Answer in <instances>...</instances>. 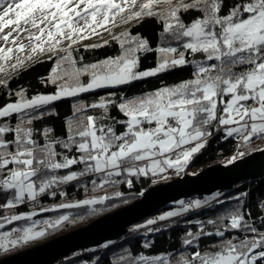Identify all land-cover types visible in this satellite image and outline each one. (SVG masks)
I'll return each instance as SVG.
<instances>
[{"label": "snow or ice", "instance_id": "6c2138e0", "mask_svg": "<svg viewBox=\"0 0 264 264\" xmlns=\"http://www.w3.org/2000/svg\"><path fill=\"white\" fill-rule=\"evenodd\" d=\"M224 2L146 0L140 3L139 10L123 17L121 23L156 17L163 22V31L161 44L154 49L157 55L155 67L139 71L138 54L153 49L149 48L146 40L128 31L112 37L121 49L115 57L83 64L74 59L69 50L80 39L88 38L82 35L88 30L99 34L97 27L103 28L109 23L117 26L116 17L135 8L137 0H0V31L10 25H16L18 29L21 22L24 25L30 23L33 28L39 29L40 35L29 39L42 41L45 30L37 23L39 16L41 23L48 22L54 29L47 32L48 40L59 36L69 41L67 49H59L64 55L56 57V66L46 81L56 85L53 94L28 98L24 90H20L16 93L15 102L0 107V118H10L14 114L17 118L14 126L0 124V194H11V198L0 204V208L14 209L25 202H37L44 194L55 196L53 189L92 174H101L99 184L96 180L92 181L95 191L106 183H114L112 178L122 172L129 176L151 172L155 176L166 169H174L179 173L205 147V141L211 135L208 129L213 122L225 128L227 137L237 134L243 143L253 137L264 138V0H242L230 6L227 14H222ZM189 12L199 15L190 23H185L180 14ZM11 16L15 19L9 18ZM81 21L84 28L78 27ZM11 35L3 36V40L7 42ZM173 42L176 46H172ZM60 43L61 40L56 39L48 51L55 52ZM107 43L104 41V44ZM104 44L88 47H102ZM31 47L33 53L45 51L39 43ZM17 50L23 51L24 45ZM13 51L12 48L6 51L0 48V60H9L11 57L8 54ZM197 55L203 58L197 60ZM27 59H32V56ZM23 64L24 60H17L11 68L15 70ZM187 65L194 69L192 78L175 85L132 97L121 95L119 101L115 98L116 92H109L91 105H74L73 117L67 121L66 140H50L52 130L45 128L44 143L41 145L33 138L34 129L25 127L43 115L39 111L41 108L62 98L100 89H119ZM0 72H6L2 65ZM83 77L88 78L87 82ZM0 86L7 87L8 82L0 81ZM113 106L126 119L99 124V120L114 119L109 116V108ZM87 108L101 109L102 115H87L86 125L82 120L79 126L73 127V118L77 114L83 116ZM116 124L123 125L124 131L118 134ZM57 144L68 152L75 148L79 155L70 157L58 152L55 148ZM243 155L238 153V156ZM144 161L149 163L139 166L138 162ZM76 165L83 167L80 171L72 170ZM61 170H66V174H57ZM60 195L63 196L64 192ZM104 199L83 200L57 207L95 205L103 203ZM208 199L203 202L196 200L188 205L181 201L180 210L170 211L157 219L164 221L190 208H200L203 203H208ZM33 215L36 213L0 217V229L14 221L30 220ZM242 219L238 211L231 214L230 228L238 229ZM68 220V216H60L55 221L45 220L43 223L47 228H55ZM155 223L157 220L149 219L141 227L149 228ZM244 226L253 233L250 239L238 244L225 241L221 251L216 253L202 255L197 251L190 258L181 255L177 264H264V232H257L248 224ZM45 234L46 229L36 230L35 224L2 231L0 254ZM201 234L211 235L189 232L184 245H191ZM215 235L223 236L224 233L217 231ZM137 264H170V261L165 256H140Z\"/></svg>", "mask_w": 264, "mask_h": 264}, {"label": "trees", "instance_id": "16d2710c", "mask_svg": "<svg viewBox=\"0 0 264 264\" xmlns=\"http://www.w3.org/2000/svg\"><path fill=\"white\" fill-rule=\"evenodd\" d=\"M146 2L143 0L142 3ZM242 0H225L222 14H227L230 6L240 3ZM163 7V6H162ZM181 18L185 23H190L198 13L189 12L181 13ZM246 15V14H245ZM128 31L133 36L148 42V46L153 51L139 53L138 70L144 71L155 67L157 55L154 49L161 44V33L163 31V22L156 17H145L142 20H133L128 24L119 23L115 26L114 33L105 39H99L100 43H88L80 46L72 45L69 49L73 58L81 61L83 64L95 63L99 60L115 57L120 54L121 49L116 40L112 37L120 35L121 32ZM104 41H108L104 44ZM102 47H88L90 45H101ZM172 46H176L173 42ZM61 48V49H67ZM64 55L63 52L48 54L45 57L33 60V62L25 65L22 69L14 73L6 74L0 81H7L8 86H0V107L7 103L15 102L16 93L24 90L26 96L31 98L34 95H50L56 91V85L46 82L51 74V70L56 66V57ZM192 57H189L191 59ZM203 57L197 55L195 59L200 60ZM194 71L191 65L174 69L172 71L159 74L156 77H148L140 81L133 82L131 85L123 86L119 89H100L94 92L81 93L76 97H65L59 101H55L39 111L43 115L39 119L33 120L31 127L34 129V139L38 144L44 143L43 130L51 129L49 134L50 140H66L68 136L67 121L73 117L74 105L80 104L91 105L99 101L101 96H107L109 92H116V99L119 101L121 95L132 97L134 95H142L146 92H152L160 87L172 86L184 80L192 78ZM87 82V77L82 78ZM63 83V81H60ZM92 115L99 117L102 115L101 109L87 108L81 116L77 114L74 117L73 127L79 126L83 120L86 125V116ZM109 116L114 119L99 120V124L114 123L115 120L126 119L116 107L109 108ZM17 118L14 114L10 118H0V124L9 123L14 126ZM116 131L119 134L124 131V126L116 124ZM223 126H219L218 122H213L208 131L211 133L205 141V147L196 153L189 163L184 167L188 173L196 174L201 169L210 167L211 165L227 164L235 157V159L248 156L253 151L263 149L264 144L260 146V141L264 138L253 137L247 143H243L237 134L231 137L225 135ZM11 138V135L8 137ZM56 151L61 152L70 157L79 155L75 148L71 152L55 145ZM244 153L238 156V153ZM237 156V157H236ZM82 165L73 166L72 170L80 171ZM57 174H66V170H61ZM101 174H92L81 177L77 181H73L66 185L55 188L56 195L44 194L38 198L37 202H25L14 209L0 208V217L12 214H29L35 212L30 220L14 221L10 225H6L1 231L11 230L12 228H24L27 224H36L40 221H55L60 216H68L69 220L63 222L55 228H47L45 236L29 242L25 245L17 247L15 250L6 253L12 254L21 249L38 246L39 243L45 242L53 237L60 236L68 231L78 228V226L89 224L96 218L110 213L131 201L137 200L140 195L153 183L151 172L146 175L129 176L126 172H122L120 176L113 177L114 183H106L103 187H98L93 191L92 181L96 180L100 183ZM131 182V186H129ZM60 192H64L61 196ZM119 193V195H117ZM216 199H208L209 197H197L200 201L208 199V203H203L200 208L189 210L182 217H174L172 219L158 222L152 228H148L145 232L144 227H137V223L127 229L126 235L118 240L104 242L98 246L90 247L84 251H77L68 257L58 260L54 264H137L140 256L153 258L157 256H165L169 258L170 264H177L181 255L189 258L194 252H200L202 255L216 253L221 251L224 242L231 240L235 244L240 243L244 239H250L253 233L244 225L248 224L257 229V232H264V176L260 178L243 179L233 185V188L214 192ZM105 198L103 203L95 205H80L74 208H59L60 204L77 203L83 200ZM11 194H0V204L10 199ZM190 202V199H183ZM181 202V201H180ZM171 204V207L172 208ZM42 208H54V211H41ZM169 209L168 205L161 209V212ZM242 216L241 226L238 229L230 228V215L236 212ZM160 212V213H161ZM212 221L213 223H209ZM221 231L223 236H216L215 233ZM191 232L211 233V235L201 234L198 239L194 240L191 245H184L183 241L187 234ZM147 245V247L145 246ZM259 251V250H257ZM5 254H0V258Z\"/></svg>", "mask_w": 264, "mask_h": 264}, {"label": "water", "instance_id": "95a60500", "mask_svg": "<svg viewBox=\"0 0 264 264\" xmlns=\"http://www.w3.org/2000/svg\"><path fill=\"white\" fill-rule=\"evenodd\" d=\"M264 176V149L229 162L211 165L196 174H180L146 189L135 201L45 242L0 258V264H54L70 254L118 240L127 229L161 209L192 196L202 197L233 188L243 179Z\"/></svg>", "mask_w": 264, "mask_h": 264}, {"label": "rangeland", "instance_id": "374dc122", "mask_svg": "<svg viewBox=\"0 0 264 264\" xmlns=\"http://www.w3.org/2000/svg\"><path fill=\"white\" fill-rule=\"evenodd\" d=\"M142 1L143 0H137V5H136L135 8H130V9L126 10L125 13L122 14V16H117L116 17V25L119 24V23L121 24L122 18L128 16L130 14V12L139 10V4L142 3ZM118 2H119V0H118ZM9 18L15 19V16H11ZM37 23L40 25V28H43L45 30L43 40L42 41H39V42L38 41H35V40H30L29 39L30 37H34L36 35H40L39 29L38 28H33L30 23L27 24V25H24L23 22H21V27H19L18 29H17V26L16 25H10L9 27L4 28L3 31H0V48L5 49V51L8 48L14 49V51L12 53H9L8 54L11 57L9 60H7V61L0 60V65H2L6 69V72H0V79H3V77L6 74H8V73H14L15 71H18V70L22 69L25 65L33 62V60H36V59L39 60V58L45 57V56H47L48 54H51V53L54 54V53L58 52L59 49L65 48V47L68 46L69 41L66 38H62V37L57 36L53 40H48L47 32L50 31V30L51 31H54V29L51 27V25L48 24V22L41 23L40 22V17L37 16ZM78 27L84 28V22L81 21L80 24L78 25ZM14 29H16V30H14ZM114 30H115V26H113V24H111V23L107 24L103 28L97 27V32L99 34H92L91 33V30H88L86 33H83L82 34V35H87L88 38L87 39H80L78 43H75L73 45L80 46L82 44L85 45V44H88V43H95V44L100 43V40L101 39H105L108 36H111V34L114 33ZM9 33H12V35L9 37V40L7 42H5L3 40V36L8 35ZM66 34L67 33H65V36H66ZM56 39L61 40V43L59 45H57V50L55 52L48 51L49 47L55 42ZM13 41H15V43H13ZM97 41H99V42H97ZM37 43L43 45V47L45 49V51L43 53L39 52V50H37L36 53H33L32 52L31 45L37 44ZM20 45H24V50L23 51H18L17 50ZM30 55L32 56V59L29 60V59H27V57L30 56ZM17 60H24V64H23L22 67H18L15 70H13L11 68V66L13 64H15L17 62ZM232 126L235 127V125H232ZM223 129L225 130V128H223ZM259 144H260V146H262L264 144L263 143V140L260 141ZM237 159H239V158L237 157L236 159H232V161H236ZM148 163H149L148 161L138 162L139 166H146ZM228 164L229 163H227L225 165H228ZM219 165H221V164H219ZM180 174H189V173L185 169H183V171H181L179 173H177L174 169H166V171L164 173H158L157 175L153 176V179L152 180H153V183L169 182L170 180H174V178L177 175H180ZM52 191H55V189H53ZM217 192H220V191H217ZM214 195L215 194L213 193L211 195H203V196H206V197L211 198V197H214ZM190 198H191V201L190 202H185L184 203L185 205L191 204L193 201L200 200V199H197L196 196H192ZM190 198H187V199H190ZM171 204H174V205H172V208H170L171 207ZM171 204L168 205L169 209H166V210H164L163 212H161L159 214L151 215L150 217L144 218L141 222H138L137 223L138 225L136 226V228L137 227H140L142 225H146V223H147V221L149 219L157 220V223L158 222H162V221H159L157 219L159 216L164 215V214H166V213H168L170 211H178V210L181 209L180 201L179 202H175V203L171 202ZM193 209H196V208H190L189 210L193 211ZM189 210L187 212H189ZM187 212H183L181 215H178V216H175V217H182ZM172 218H174V217H170L169 219H172ZM43 222L44 221H40V222H38V223L35 224L36 230H40V229H42V227H45L46 226V225H44ZM157 223H155L154 225H151L149 228H152V226H155ZM32 225L33 224H30V225L27 224V227H31ZM82 226H80V227H82ZM147 229L148 228H145L144 227V229L142 231L145 232ZM6 231H8V230H6ZM9 231H11V230H9ZM0 232H2V231L0 230ZM68 232H70V231H68ZM87 249H89V248H87ZM84 250H86V249H84ZM84 250H81V251H84Z\"/></svg>", "mask_w": 264, "mask_h": 264}, {"label": "bare ground", "instance_id": "6f19581e", "mask_svg": "<svg viewBox=\"0 0 264 264\" xmlns=\"http://www.w3.org/2000/svg\"><path fill=\"white\" fill-rule=\"evenodd\" d=\"M253 152H255V151H253ZM252 154V153H251Z\"/></svg>", "mask_w": 264, "mask_h": 264}]
</instances>
